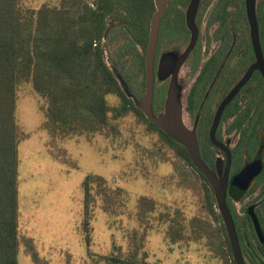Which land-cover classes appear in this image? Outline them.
I'll return each mask as SVG.
<instances>
[{
	"label": "rangeland",
	"instance_id": "rangeland-1",
	"mask_svg": "<svg viewBox=\"0 0 264 264\" xmlns=\"http://www.w3.org/2000/svg\"><path fill=\"white\" fill-rule=\"evenodd\" d=\"M21 5L37 10L59 6L60 0H21ZM118 48L108 51V65L140 107L146 75L131 55L118 61ZM107 99L112 108L120 107L116 96ZM46 107L31 83L18 86L19 264H111L113 258L138 264H226L220 250L225 233L207 211L203 180L157 132L131 113L115 118L112 112L111 125L101 132L55 135L48 129ZM89 175L103 181L91 183L88 247L84 180ZM142 198L153 207H144ZM170 217L185 227L177 243L168 236ZM195 219L199 227L202 223L199 238L191 232Z\"/></svg>",
	"mask_w": 264,
	"mask_h": 264
},
{
	"label": "trees",
	"instance_id": "trees-1",
	"mask_svg": "<svg viewBox=\"0 0 264 264\" xmlns=\"http://www.w3.org/2000/svg\"><path fill=\"white\" fill-rule=\"evenodd\" d=\"M188 1L169 0L168 7H186ZM156 10L155 0H60L59 6L44 5L37 10L23 8L21 0H0V264H19L20 133L16 106L18 86L23 82L31 83L46 100L48 129L55 135L101 132L111 125L112 112L115 118L135 115L200 175L206 188L207 211L217 222L221 218L215 211L213 191L193 165L187 149L147 119L107 62L108 51L122 45L116 51L118 61L131 55L134 66L146 75V54L142 51L145 53L148 45ZM109 95L120 100L119 108L109 105ZM92 179L103 181L90 175L84 180V232L88 247ZM141 201L144 207H153L148 199ZM192 228L191 232L199 238V219L192 221ZM184 230L181 219L170 217L168 236L173 243L182 240ZM28 246L38 262L33 244L29 242ZM220 250L226 264H236L226 233ZM108 261L138 264L117 258Z\"/></svg>",
	"mask_w": 264,
	"mask_h": 264
},
{
	"label": "flooded vegetation",
	"instance_id": "flooded-vegetation-1",
	"mask_svg": "<svg viewBox=\"0 0 264 264\" xmlns=\"http://www.w3.org/2000/svg\"><path fill=\"white\" fill-rule=\"evenodd\" d=\"M254 2L258 51L247 0H199L193 46L187 23L192 0L166 9L154 57L153 108L164 113L177 67L172 58L170 75L158 82L163 59L184 56L176 76L184 84H179L183 122L195 132L204 164L219 180L227 179L226 205L245 264H264V0ZM243 172L253 175L247 184L236 180ZM215 211L221 216L219 231L228 235L218 205Z\"/></svg>",
	"mask_w": 264,
	"mask_h": 264
},
{
	"label": "water",
	"instance_id": "water-1",
	"mask_svg": "<svg viewBox=\"0 0 264 264\" xmlns=\"http://www.w3.org/2000/svg\"><path fill=\"white\" fill-rule=\"evenodd\" d=\"M169 0H155L156 3V12L153 15V19L150 25L149 41L147 45V51L145 56L146 61V88L145 95L141 101V110L147 117L149 121L154 123L162 131L168 134L173 140L177 143L183 145L190 156V159L193 165L206 177L208 182L212 185L216 197V202L219 208V211L224 219L228 238L231 244V249L233 253L234 260L236 264H245L241 247L237 234L235 232L234 223L229 212V209L226 205V191H227V179L226 177L223 180H219L216 175L204 164L199 153V146L197 143L196 135L194 131L189 130L182 119V105L179 97V84L177 83V70L181 62L184 59H176L173 55L163 59L162 68L163 71L160 73L161 79L170 75V70L173 69V60L174 64H177L175 71L173 72V79L170 83L168 90L167 101L165 105L164 113L155 114L153 99H154V87H155V69H154V57L157 47L158 32L159 26L161 23L162 16L166 12L168 7ZM255 0H247V7L249 12V18L253 26V39L255 47L258 51V37H257V25L255 21ZM199 4V0H192V3L189 8L187 23L193 31V44L196 39V28L194 24V16ZM172 58H174L172 60ZM213 142L224 148L221 144L217 143L214 139V133H212ZM253 175L243 172L236 179L239 184H247Z\"/></svg>",
	"mask_w": 264,
	"mask_h": 264
}]
</instances>
